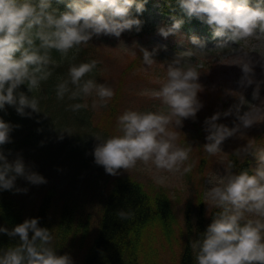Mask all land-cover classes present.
Listing matches in <instances>:
<instances>
[{
	"label": "trees",
	"instance_id": "16d2710c",
	"mask_svg": "<svg viewBox=\"0 0 264 264\" xmlns=\"http://www.w3.org/2000/svg\"><path fill=\"white\" fill-rule=\"evenodd\" d=\"M156 1L160 2V16L172 15L186 33L194 29L214 35L215 28L203 24L195 15L189 16L181 7V0H134L132 12H135L136 18H141L137 19L139 26L131 27L136 34H161V29L168 31L150 21L152 4ZM43 2L49 5L46 12L58 18L61 13L71 10L68 5L73 0ZM29 3L39 10L41 0ZM83 3L87 5L90 0H83ZM141 4L143 10L138 12L137 5ZM53 31L54 27L34 25L26 33L33 41L31 48L26 41L24 43V48L48 56V62L40 65L41 73H36L37 77L48 73L47 79L39 80L38 86L31 90L26 80L13 90L15 102L5 103L0 108V120L9 128L7 141L0 144V173L4 174L5 180L11 181L10 188L0 186V258L23 244L20 236L13 234L15 227L26 220L36 219V227L46 229L50 237L43 246L58 257H68L69 264H140V255L151 231L155 236L158 230L168 237L173 234L171 232L178 219L171 195L164 186L147 188L134 175L120 173L121 169H117L115 175L107 173L104 166L96 162L94 150L111 136L122 134L117 128V118L123 104L125 79L132 70L142 66L144 55L139 53L129 60L113 89V98L106 107L101 106L99 99L100 108L96 109L91 94L80 91L74 98L71 94L79 91L87 80L103 85L100 49L107 39L86 29L85 34L90 36L87 43L75 45L65 55L55 48L41 47L43 41L38 33L50 34ZM23 50L16 52L15 58H20ZM93 60L96 66L81 78L80 86L73 84L70 68ZM29 67L33 70L37 66ZM61 84L68 89L62 99L57 96ZM7 87L8 84L4 94ZM92 94L96 95L95 92ZM21 95L28 101L35 100L37 108L33 110L28 105L21 106ZM77 104L86 107L75 108ZM96 111L99 116L97 122L94 121ZM213 135H216L215 127ZM200 136L199 133L187 140L190 156L186 159V168L190 171L186 173L193 186L180 233L185 238L180 264H197L198 249L194 251L192 244L206 238L208 226L224 211L217 204L205 207L204 160L208 156L205 145L215 140L204 137L201 142ZM258 139H264V133ZM257 143L243 160L236 152L229 154L228 180L245 172L252 176L249 165L251 156L258 152ZM197 149L200 150L194 154ZM17 164L22 167L19 174L15 171ZM30 178L40 179L34 181ZM121 212L125 213L124 217L119 215ZM129 213L132 215L129 216ZM245 223L244 219L239 221L241 226ZM33 235L34 231L29 229L30 242ZM261 235L264 237L263 232ZM41 244L39 238L34 242L37 248ZM22 255L26 257L27 254L23 252ZM152 260L158 262L153 255Z\"/></svg>",
	"mask_w": 264,
	"mask_h": 264
},
{
	"label": "clouds",
	"instance_id": "9594fccd",
	"mask_svg": "<svg viewBox=\"0 0 264 264\" xmlns=\"http://www.w3.org/2000/svg\"><path fill=\"white\" fill-rule=\"evenodd\" d=\"M133 3L134 0H90V3L85 5L83 0H73V3L68 5L71 10L61 13L56 18L46 12L49 5L43 0L39 10L27 0L23 3L20 0H0V108H3L5 103L15 102L13 90L26 80L31 90L38 86L39 80L47 79L48 73H43L39 77L36 73H41L40 65L48 62V56L38 55L37 50L30 51L29 48H24L25 41L30 48L33 44L32 39L26 35L27 30L34 25H40L42 28L54 27L55 31L50 34L38 33L43 41L41 47L55 48L66 55L75 45L87 43L90 36L85 34L86 29H91L96 34H112L119 37L122 31L131 29L133 25L139 26V20L127 18ZM181 7L189 16L206 17V22L215 26V36H227L233 42L250 37L258 25L261 31H264V8L250 7L247 0H181ZM142 10L143 5H137V11ZM179 26L180 22L177 21L173 28ZM160 31L166 37L171 29L167 32L163 29ZM193 42H196L195 38ZM22 48L24 50L20 58H15V53ZM144 59L151 64L149 53L146 51ZM30 65L37 67L30 70ZM95 66L96 61L93 60L71 67V82L79 87L81 78L90 73ZM198 78L199 73L195 68L182 70L169 67L166 83L153 95L162 98L170 109V116L178 118L195 116L199 107L196 100ZM6 84L8 87L4 94ZM67 91L65 84L59 85L58 98L62 99ZM80 91L86 95L95 92L102 102L101 106L104 107L114 96L113 89L102 84L97 85L92 80L83 83L79 91L71 94L72 97L79 95ZM19 103L21 106L28 105L33 110L37 108L35 100L28 101L23 95L20 96ZM96 106L94 103L93 107ZM80 107L86 105H75V108ZM170 116L125 110L117 118V128L122 134L111 136L95 148L96 162L103 165L106 172L112 175L116 174L117 169L133 168L138 160L145 164L151 161L157 169L178 171V166L188 158V151L171 143L176 137L173 133H166L165 128L170 122ZM180 122V119L176 120L177 124ZM250 123L249 119H244L246 127ZM8 130V125L0 120V144L7 141ZM161 134H165L167 138ZM209 139L215 142L206 144V151L217 152L223 135L216 134ZM15 171L21 173V165L17 164ZM184 171H190V168H185ZM30 179L38 181L40 178ZM153 179L157 184H163L166 178ZM262 181L264 170L258 171L254 176L245 172L230 178L223 188L216 187L212 190L209 194L212 201L223 207L224 211L208 226L206 238L202 242L192 244L194 251L198 249L197 264H264V237L261 235L264 223L258 219L249 220L243 226L239 224L244 211L264 217ZM0 186L11 187V181L5 180L3 173H0ZM119 215L124 217L125 213L121 212ZM36 225L37 220L32 219L15 227L13 234H18L23 244L8 251L0 258V264H69L68 257H58L43 246L50 237L46 229H39ZM29 229L34 231L31 242L28 239ZM37 238L42 242L39 248L34 246ZM23 252H26V257L22 255Z\"/></svg>",
	"mask_w": 264,
	"mask_h": 264
},
{
	"label": "rangeland",
	"instance_id": "374dc122",
	"mask_svg": "<svg viewBox=\"0 0 264 264\" xmlns=\"http://www.w3.org/2000/svg\"><path fill=\"white\" fill-rule=\"evenodd\" d=\"M247 2L250 7L264 8V0ZM131 11L129 9L128 19H141L136 18ZM159 12L158 9L155 10L156 14ZM169 17L165 20L155 18L153 15L150 19L157 23L159 28L166 26L168 31L171 29V34L166 37L156 32L140 35L131 29L122 31L119 37L101 33L103 35L101 37L107 39L101 44L100 49L103 67L101 81L106 87L114 89L129 60L139 53L144 55L145 51L148 52L151 64L142 58V66L126 76L119 116L128 109L170 116L168 106L164 104L162 98L154 96L153 93L160 91L166 83L169 67L182 70L189 67L196 69L199 73L197 80L199 91L196 97L199 107L195 116L188 118L170 116V122L165 128L166 133H173L176 137L171 143L175 147L187 150V140L198 136L199 133L201 142L204 141V137L209 140L213 125L223 111L218 128V134H222L223 139L218 151L205 153L208 156L204 160L203 191L207 207L216 204L209 195L212 190L216 187L223 188L228 182L227 158L231 152H236L239 158L243 159L249 154V149L259 141L257 158L252 167L255 170L254 175L264 170V139H258L262 131L264 133V31H261L258 25L250 37L233 42L227 36L212 38L207 33L200 34L194 30L187 35L179 27L173 28L176 22ZM202 19L207 23L206 17ZM193 38L196 42H193ZM91 96L94 99L93 104L98 105L99 97L92 93ZM99 108L100 105L96 106V109ZM98 119L96 111L94 121L97 122ZM177 119H180V124L176 123ZM244 119L251 121L249 126H245ZM161 135L167 138L165 134ZM199 150L197 149L194 154ZM186 167L185 160L178 166V171L170 172L157 169L151 161L145 164L138 160L133 168H121L119 171L134 175L149 189L164 186L171 195L178 219L170 237L162 230H158L156 236L152 231L148 234L143 254L140 255V264H180L185 242L180 233L184 227L185 208L192 197L193 186V181L184 171ZM153 177L166 179L163 184H157ZM242 219L246 222L259 219L264 223V217L247 211L243 212ZM152 255L157 257V263L152 260Z\"/></svg>",
	"mask_w": 264,
	"mask_h": 264
}]
</instances>
